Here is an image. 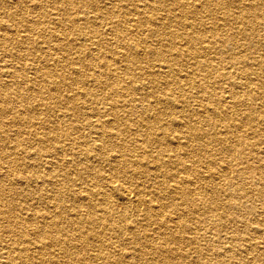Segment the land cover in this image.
Listing matches in <instances>:
<instances>
[{"label": "bare ground", "instance_id": "6f19581e", "mask_svg": "<svg viewBox=\"0 0 264 264\" xmlns=\"http://www.w3.org/2000/svg\"><path fill=\"white\" fill-rule=\"evenodd\" d=\"M26 1L27 0H17V3L19 5L22 2L26 4ZM93 1L94 0H33L31 1L32 3L30 5H31V11L34 14H29L28 13L29 10H28L25 11L26 13H22L24 12L22 11L19 14L10 13L8 15L10 17L9 19H12V23L8 24L7 28H4L5 30L0 32V47L3 48L2 49L3 55L0 61H4L6 64L5 66H1L0 69V72H2V74L4 75V77H2V80L4 81H0L1 82L0 115L8 114L10 112L9 109H13L16 112L17 120L20 121L18 122V126L20 127H18L15 132L20 134L22 130V126L24 125L23 124L24 120L22 119V115L24 114L29 115L30 113L34 114L36 112L35 110L36 107L35 109L34 108L30 109V107L22 104V102L24 101L23 98L24 97L26 98L28 95L27 94L19 95L20 90L22 88L20 84L14 82L13 77L16 75L19 76L23 75L21 77V81H23L26 68L31 67L32 69H34L35 72L36 71L40 72V70H42V72L46 73L48 75L47 77L50 78L53 72L48 67V64L55 67V71L61 73L63 72L61 69L59 71L58 67L60 68L71 67V71H69L68 73H63L64 75L58 73L55 74L63 78V80L68 85L74 83L79 84L80 82L79 84L80 86H78L79 87L78 91H77L78 87H73V89L75 90H72L70 94L61 96L58 93L57 88L55 87L51 88L53 84L48 85L47 83L44 82V80H40V79L34 83V87L36 89L34 90V94H40V99L42 103L39 102L38 103L41 105V108L43 109L42 111H46V112L50 111L51 109L50 101L53 100V102L55 101L56 103H59L58 106L64 108L63 111L66 112L67 114H71V116L73 115L77 118V116L81 112L86 114L85 118L87 119L86 122H84L83 126L89 130V133L92 135L94 139L93 140L94 144L97 143L95 144L97 146L94 147L100 151L97 156H94L95 157L94 160H91L88 157L85 160H82L83 158L80 159L82 161L81 162L82 165L81 167H79V169L82 170V172L87 173L89 175L88 178H90L91 181L90 186L101 185L102 184L101 180H103L102 178H104L109 181V184H111L113 188H116L117 190L120 189V191H122L123 197L127 203H129L132 206L139 207L144 202V200L141 197H139L138 194L134 193V192H138L137 189L138 186H140L139 183L146 182V178L144 177L145 175L158 177L159 180L155 181L154 184L155 187L153 190V192L156 194L153 193L151 198L145 200V204L148 205V207L145 210L144 217L142 216L147 223H149L151 220L153 222H156L157 227L155 226L151 228L149 232L147 231L148 237H145L143 233L141 234L142 231L141 232L139 231V233L137 231L131 232V230L130 232L128 231L124 232L123 231L124 225L122 223L117 224L115 221L111 220L110 227L111 229L115 230V232L112 233V237H106L103 235L106 238L103 237L104 238L103 241L96 242V244H94V246H96V249L91 248V250H93V252L91 253L92 256L86 252V248L87 246H89V244L91 245V247H93V243L92 241L88 243L87 240L89 239H85L82 233L80 234L78 233L79 234L78 239H83L84 241H86V243H84V241L77 239L76 240L78 242L73 243L70 242V240L67 239L63 240L62 238H60L58 234L59 232L57 231L58 223L61 224L60 226L61 229L65 226H70L68 224L67 225L63 224L65 223V221L62 215V212L64 210L62 206L65 205V202L68 204L67 202L68 198H71V203L68 204L67 209H69V211L72 210L71 213H73V209L74 210L76 209V204L78 203V202L75 203L74 201L75 197L78 200H81L83 205L88 204L89 211L87 213L88 214L87 218L83 219L80 216H77L79 213L76 212L74 214L76 216H74L72 220L70 219V221H68L71 224H76L77 227L82 225V223L84 222L83 220L88 219L92 221L94 217H98L99 212L97 211L99 210L100 207L102 208V206L100 207L96 206L97 204L95 201L97 199L95 200L94 199L95 197L100 198L102 201H106V203L109 204L111 208L113 206V205L111 206L113 200L110 199L111 197H113V195L110 193L113 191V189L110 187L111 189L102 190L103 184L102 187H100V190L104 192L103 193L99 192L101 194H99L98 192H94V190L89 188L90 187L89 186L88 189H84V191L83 190L80 191L81 195L77 192L78 194L76 193V196L69 197L67 194H65L66 191L64 190L65 191L64 192L62 189L61 184L63 183L62 181L64 180V176L60 177V173H58V170L63 169L62 168L63 165H69V164L72 165L74 164V161H78L77 159L79 158V155L77 154L78 153L80 154L82 150H77L74 147L76 149V153H75L76 155L74 154V156H71L70 158H64L66 159V161H60L58 163L57 160H59V158H57V154L63 153L62 156H64L66 153L68 154V151L71 153L72 151L75 150L72 144L66 147L65 144L60 145L59 143L60 141L71 140L70 136L72 132L73 131L78 132L80 130L79 127L81 126L77 127L76 125H73V123H71L70 126L63 125L64 126L63 129L58 127V129L61 130H66L65 127H67V131L60 133V135L58 136L57 134L52 135V133L56 128L50 129L46 127L43 122V126H44L43 131L39 133V135L37 136L36 138V140L38 139L37 143L32 146V148L34 147L32 149L33 152L32 154L38 155L41 158H39L35 163L32 161L29 162L28 164L25 163L18 164V162L15 164L13 163L9 164L7 163V160L11 159V155L13 156L11 149L13 147H17L20 144V142H18L17 139V141L13 143V146L11 145L9 146V143L12 140H9L10 137L7 136L8 128L6 126H8V123L0 122V141L1 142L3 141V145L0 146V163L2 162V164L0 165L1 168H5L6 170H11L13 168L17 169V167L19 168L21 167L26 169L27 171H29L28 168H31L30 170L34 171L32 176H36L37 175L36 171L39 172L41 166L45 167L42 164V157H43V162H47V164H49L50 166L42 170L43 172H45V176H41V177L38 176L42 180L40 181L39 187L42 188V185L46 186L47 181H49L53 186L54 185L57 186L55 190L52 191V194H50L51 196L49 195L48 197L50 198L48 200H50V202L53 203L49 207L51 208V210L48 209L49 211H51L50 213L47 209H45L46 211L45 210L41 211L38 209V206L37 207L35 206L38 202L35 201L36 198L34 197V195L28 193L26 195L24 194V196L29 195L27 201L31 196L34 198L33 202L31 203L32 210L29 214H27V217H25L27 218V224L23 222L26 226L30 225L34 233V236H32L34 241H32V243L36 245V250L35 252H31L29 244H26L18 240L19 238L17 236H21V232L23 231L24 228L19 226L18 224L20 222L18 220V215H17L18 211H16V209L14 208L15 197L14 196L9 197L10 199L7 202H5L6 201L5 199L7 198V194H11V192L8 191L5 193L6 196L4 195V189L7 188L3 186L2 181L0 180V187H1L0 188V223L3 222L2 227L0 226V228H2L3 233H9V235L11 236V237L9 236L8 238V240L11 241V246H10L11 250L6 252L5 254H4V250L2 251L0 250L1 263L2 264H23L25 262L29 263L31 260H33L36 257L35 255H38L43 258L37 264H179V262L174 261V259H180L181 261V257L183 258L184 256L182 255L181 252V244L184 240L182 234L184 231L185 233L194 234L191 235L190 238L187 240L191 245H198V247L197 246L194 247L195 249L194 251L195 253H197L196 256L198 257L196 263L199 262V254H200L206 256L207 258L213 257L214 260H211L209 262L205 261L204 262L205 264H264V213H261L258 210L257 205L254 207L252 203H246L250 201L241 200L239 204L235 202V204L239 209L240 208L244 209L243 211L246 214L250 215V216L246 215V217L250 219V221L247 220L248 221L247 224H241L240 226L242 227L241 231H238V229H235L231 225H225L230 228V230L226 231L225 237H222L219 232L220 229L225 227L223 226L225 221L223 222L222 226H217L218 223H220L219 219L224 218L225 220V218L228 219L234 217L240 218L241 213L237 212V210L230 211L229 217L227 214H221L219 216L218 221L216 223L213 222V226H210L212 231L206 234H204L205 232H207L206 229L205 232L204 229H201L202 230V231L200 230L201 232L200 231L197 232L195 228L191 229V227H189L187 223H185V225L183 224L184 217L190 211L195 212L197 211L196 209H199L198 206H195L194 175L192 168H194V171L198 175L195 176V178L199 177L200 180L201 178L207 180L208 185H206L205 187L203 186L200 190H203L204 188L205 191L208 192L210 191L212 193V196H215L217 194V188L213 186L212 181H214L215 179V183H217L216 179L224 180L229 175V174L227 175V173L230 168H234L233 172L234 174H237L241 182V181L250 180L246 167L243 165L244 163L246 162L251 163L252 168H255V166L256 168L258 166L259 167L261 166L260 160H264V152H262L263 155L260 154L257 148L260 145H264V137L262 139L259 138L258 140H255L253 136L251 137V143H249L247 137L253 135V130L256 128L264 131V112L261 111V107H256L255 105H252V107L249 108L248 112H244V115H240L237 111H235V109H233L234 107L231 108L236 115L238 114L242 116L241 121L244 124L249 125L247 127L249 128L250 133L239 131L238 134L235 135V133L234 134L231 133V129H229L228 127V129L223 128V131L220 134L219 138L213 136L210 137L208 140L209 136L203 135L202 130H200L195 126H192L190 127L189 131L186 130H181V132L178 131L179 139L180 138L186 139L187 138L186 135L188 134V136L190 137L189 141L195 139H202L201 145H203L204 147H208L207 141L211 142L212 139L214 138V141L218 143V147L212 148L210 150L208 149V150H200V151L195 150L196 147H193V149H187L185 147H182L181 145H178V143L176 144V139L172 138L171 141L176 146H175V150L169 151V149H167L168 144L164 142V137L162 135L156 132L151 133L150 131L149 132H145V131L149 130L152 127L158 128L160 126L159 116L150 114V110H152V108L156 106L157 103H159L161 100L170 101V99H176L178 93L173 94L172 92H169L167 94V98H162V95L158 97L155 96L156 89L154 88L158 85L159 82L155 80L156 79L155 75L157 73L153 70H150L149 68H146L149 66H145V69L140 68L144 70L143 73L147 75V82H145L144 86L139 85L140 88L139 87L135 88L131 86L129 87V85H125V86L121 85L118 76L119 71L117 70V68L108 67L110 66V63L112 65L113 57L110 58L108 56H105L104 52H99L97 57L93 59L90 51H86L85 49H82V47L74 45V43H72L73 40L67 37L64 31L61 32L62 37L61 39H59L58 30H56L54 27L48 26L47 24L49 20L48 17L50 16L52 10L57 13L59 17L60 25H62L64 22L63 25L64 26L67 25V27H69L76 34H80V33L82 34L84 29L90 27L92 23L98 25L103 21H109L112 24L113 23L112 16L111 15L107 16L106 14H104L103 11L100 10L98 11L99 12L98 21L85 17L82 20L78 19L77 21H75L77 23L71 24L72 22L70 18L71 12L69 11L70 4L77 3L85 8L95 9L97 11L99 9L98 7L99 4L94 1L96 5L95 6L93 5V3H91ZM213 1H215V5L217 7L223 6L228 8V6L231 5L233 7L235 6L240 8L239 18H242L244 20H246V18H248L250 15H252L251 20L254 23L255 27L253 26V28L250 29L249 31H245V35L250 36L253 40L260 43L261 46H264V37H258L256 35L259 34L257 32L260 31L264 32L263 29L264 0H213ZM243 1H247L248 4L246 3L244 4ZM3 3L4 1L0 0V10L2 9ZM162 3L163 0H141L138 4L136 5L133 4L132 6H134V10L138 12V15L135 17L136 22L138 23V19H139V22L141 24L145 19V21H147L149 24L155 25L153 23H156L159 25L160 23L159 19H160L162 24L163 23L162 17H159L157 19L154 18L153 15L150 13L146 14L150 8L158 7V5ZM177 3L182 8V11H179V13L175 14L178 17V20L180 18L183 19V15L194 16L193 10H196L195 7L200 6V4L201 5L203 4L201 3V1H199V4L195 5V3H192V1L190 0L185 1L184 3L178 1ZM21 6H25V5H21ZM85 8H83V10H86ZM254 10L256 13L254 12ZM86 11L95 12L94 10H86ZM107 11L110 12V10ZM143 14H146V18H144ZM6 16L7 14H4L0 11L1 19L5 18ZM190 23H192V21ZM178 24H181V22L178 21ZM117 27H119L118 24ZM117 27L116 29H118ZM37 29H39V31L35 32V30ZM153 33H155L154 30L150 31L148 35H152ZM127 35L131 36L130 34ZM43 36H47L49 40H44ZM118 36L121 38V40L120 39L119 40L123 43L124 50L116 51V53H119L118 55L121 54L122 58L124 57V60L126 61L130 58L129 59L130 61L135 60L136 62L143 64L142 59L138 58L139 55L137 52L139 51L142 53V55L145 56H148V53L152 55V57L157 60L158 64L156 63V65H158V67L160 66L167 67L172 63L173 60H175V58L179 59L178 57L179 55L180 56L182 55L184 57L185 54H186V58L193 59L191 60L192 61L191 63H194V65L204 68L206 66H209L208 61H201L199 59V57H201V54H200V50H198V48L196 47L194 48V51L184 54L183 51H181L183 50V48L180 46V44L178 45V47L181 50L176 46L171 47L170 45L165 43L169 47L167 50H174V52H176L177 54L175 55L174 58L172 55L170 56V58L169 57L167 58V55L164 54V50H163V48H165L166 46L161 47L162 45H164V43L159 44L158 46V48L160 47L159 49L156 48L153 49L152 47L146 46L143 50V48L139 49L140 43L138 40L127 39L129 36L117 35V37ZM190 37L191 36H189V38ZM190 41L195 44L196 41L199 40L198 38L191 37ZM55 50H60L61 55L55 56L54 55ZM49 60H51L53 64H50ZM17 63L19 65H17ZM230 63H232L231 67L234 68V71H229L225 66H222L221 67L222 70L221 72H218L217 77H219L220 79L221 78L228 79L229 82L227 83H229L230 86L229 92L232 94L233 98L235 99L234 102L231 104L233 106L237 102V96H236L237 93H239L240 96L246 94L247 97L252 93L244 92L243 90L241 92H238L237 91L238 89L234 87L235 83L233 76L237 75L238 69L240 73L241 72L244 73V69L237 66L236 63L234 62H230ZM34 65L37 66L35 67ZM200 69L204 70L203 68ZM248 70L250 74L253 73L257 75V77L245 81L244 83L240 81L239 82L240 86L242 87L245 84V87L248 88L250 91L254 89L255 91V93H253V95H255L254 97H264V92H262V90L264 89L263 87L264 76L260 74L259 70H252L250 67ZM84 73H86V75H83ZM192 73H193L192 70L191 71L188 70L187 75L192 76ZM5 77H9V79L6 80ZM142 83L144 82L142 81ZM202 83H204L203 79L200 82L199 80L197 81V85L199 87V92H200V96L198 98L201 97L205 98L210 94V91L207 89V86H204ZM100 87L107 90L105 92H107L108 99L105 98L101 102L107 105L105 107L106 115L111 117V119H104L103 117L104 114L102 113L101 110L102 107L97 106L98 103L97 101H95L96 97L100 95V93L97 94ZM141 88L145 91L143 93V97L137 98L134 96H130V98L126 100L115 98L116 96L118 97L123 96L124 94L121 93L125 90L129 92L130 91L134 92L137 89L139 91ZM12 89L14 90L11 91ZM179 89H181L180 85H179ZM10 91L13 93V98H12V93ZM42 94H46V97H43ZM78 98H83L80 104L77 103ZM250 98L252 99V97ZM45 99L48 101H46ZM88 100L91 102V104L88 102ZM123 101H125V104H123ZM123 107L127 109V112H129L130 115L134 114V117L131 118L129 116L119 117L117 115L118 114L117 109H121ZM139 107H141V109L144 112L142 110H139L138 109ZM136 109L140 111V114H135ZM192 110L194 113L197 114L198 109L195 110L192 109ZM258 118L261 119L258 120ZM116 121H121L123 123L128 121V123L123 124L124 126L122 125V127H126L128 129H130L132 126L134 127L136 126L135 130L134 128L133 130L136 131V133H138V136L135 137L134 141H132L131 139L132 141L131 142L129 140H126V138L123 140V138L120 137L121 135L120 128L117 127H116L117 129L114 128V131L115 130L116 131L113 133V135L107 132L108 129L112 126L111 124H113ZM137 127H144L145 131H139V129L136 130ZM163 128L165 129L167 127H163ZM172 129L175 132H177L175 128ZM183 133L186 134L180 136ZM49 135H52L51 138L54 142V147H57L58 150L54 151L46 147L48 145L47 138L49 137ZM113 137L115 138L116 141L117 140L118 141L112 142L110 138ZM155 142L159 143L158 145L159 149L156 150L158 152V155H155L156 156L155 162L152 163L153 169L148 171L147 174H144L142 176H137L138 174L141 173V169H140L141 167H147L146 165H143L144 163L142 164V162H140L141 157H143L140 155H145V152L147 151L148 147H150V145L155 147L154 146ZM77 144L78 143L76 142V147ZM142 144L144 146H142ZM250 145L252 146V148L254 147L253 150L252 148H250ZM137 146L142 148V150H140L139 152L140 154L135 156L133 153ZM164 151H166V153ZM49 152H51L52 154ZM228 152H230V156H228ZM83 154L85 153H82L80 155ZM216 155L222 156V158L217 159ZM17 157L18 156L16 154L14 158ZM184 158L185 159L190 158L191 160L192 159L196 160L199 163V165L204 168L202 173L200 174L198 173L197 170H195V165L187 164ZM104 160L111 161L113 163L110 168V171L108 172L105 171L102 172L101 168L100 167L98 168L97 163H95V162H102ZM173 160H176L178 162L176 163ZM175 163L176 166H174ZM128 167L132 169V172L131 171L129 172ZM1 168H0V172L2 171ZM260 169L262 170V166ZM259 172L262 173L261 171ZM180 173H182L186 177L184 179L181 178L178 179ZM96 174L97 175L100 174L99 178L101 180L97 177L96 178L92 177L93 175L97 176ZM0 175L3 174L0 173ZM163 175L168 177L167 183H165L166 181H164V179H161V176ZM77 177L81 178L80 176ZM18 178L21 181H24L26 179L29 180L31 179V175L30 176L26 175V177H24V175L20 174ZM32 178L35 179L37 177H32ZM133 178H137V179L142 178V179H140L141 182L136 181L133 186L134 189L130 191L129 189L125 188L124 185L126 184V182L129 183L133 181ZM92 179H96V180L92 181ZM176 179L178 180L175 181ZM260 180L264 181V177L261 176ZM116 181H118V183ZM8 189L11 190V188ZM259 189L261 190V194H262L264 187ZM221 190H227V189L223 188ZM237 190L239 191V189ZM132 192L135 194V196H137L133 200L131 199V197L133 196ZM167 193L177 194L179 197L176 204L179 202V200H181L184 203V206L186 207V210H182L185 211V213L181 211L180 217L176 221L175 220L172 221L173 223L176 224V229L175 230L173 229L174 231H170L174 225L172 226L171 225L172 223H169L168 219L165 218V216L163 217V212H162V209L167 208L166 206H172L175 204L170 201L166 203H162L161 195ZM233 194H235L236 196L239 194V197H236L235 201H239L240 197H246L244 192L239 193L234 190ZM262 200H263V204L261 205L264 208V199ZM151 201L159 203L158 205L155 206L156 208L151 206L150 204ZM219 205L224 210L229 207H232L231 203L228 201H226L225 203H221ZM111 210L115 211L116 208H112ZM254 214H256V216ZM99 224L102 226V228L105 227L103 224H101V222ZM210 235L215 237L216 242L213 246H210L211 244L209 243L210 240L206 238L207 236ZM23 237H21V239H23ZM43 239H45L46 241ZM131 245H137L135 249H138V251L132 250L130 248ZM55 247H58V252L63 256L62 262H56L52 259L53 256L52 254L57 253L54 252ZM79 252L80 254L83 253V257H79L78 255ZM45 256H49L48 259L49 263L45 261L46 260L44 259ZM204 263L201 262V264Z\"/></svg>", "mask_w": 264, "mask_h": 264}, {"label": "rangeland", "instance_id": "374dc122", "mask_svg": "<svg viewBox=\"0 0 264 264\" xmlns=\"http://www.w3.org/2000/svg\"><path fill=\"white\" fill-rule=\"evenodd\" d=\"M1 1H4V3L0 11L4 14H7V16L3 19L0 18L1 19L0 20V32L4 31L5 30L4 28H7L8 24L12 23V19H9L10 17L8 16L10 13L19 14L22 11H24L22 13H26L25 11L29 10L28 12L29 14H34L31 11V5H30L32 3L31 1L33 0H27L26 4L22 2L20 5L17 3V0H1ZM94 1L100 5V6L98 5L99 9L97 11L95 9L85 8L77 3L70 4L69 11L71 12V17H70L72 21L71 24L77 23L75 21H77L78 19L82 20L85 17L98 21L99 20V17H98L99 10L103 11L104 14H106L107 16L109 15L112 16L113 18L112 24L109 21H103L99 23L98 25H96L95 23H92L90 27L84 29L82 34L81 33L76 34L69 27H67V25L64 26L63 25L64 22L62 25H60L59 17L57 13L53 10L51 11L50 16L48 17L49 20L47 24L49 27H54L56 30H58L59 39H61L62 37L61 32L64 31L67 37L73 40L72 43H74V45L80 46L82 47V49H85L86 51H90L93 59L97 57L99 52H104V55L110 58L113 57V60L111 59L112 65L110 63V66L108 67L117 68V70L119 71L118 76H119L121 85L123 86L129 85V87L131 86L135 88L137 87L140 88L139 85L144 86L145 82H147V75L144 74L143 73L144 70L140 68L145 69V66H149L146 68H149L150 70H153L157 73L155 75V78H156L155 80L159 82L158 85L154 88L156 89L155 96L158 97L162 95V98H167V94L169 92H172L173 94L178 93L176 99H170V101L161 100L159 103H157L156 106L152 108V110H150V114L159 116L160 126L158 128L152 127L149 130L145 131L144 127H137L136 130L139 129V131H145V132L150 131L151 133L153 132L159 133L160 135L164 137V142L168 144L167 149H169V151L175 150V146H176L171 141L172 138L176 139V144L178 143V145H181L182 147H185L187 149H193V147H196L195 150L200 151V150H208V149L210 150L212 148L218 147V143L214 141V138L212 139L211 142L207 141L208 147H204L203 145H201L202 139H195V140L189 141L190 137L188 136V134L186 135L187 137L186 139L184 138L179 139L178 131L179 132H181V130L189 131L190 127L192 126H195L199 128L200 130H202L203 135L209 136L208 140L210 137H213V136L219 138L220 134L223 131V128L228 129V127L229 129H231V133L232 134L235 133V135L238 134L239 131L250 133L249 128L247 127L249 125L244 124L241 121L242 116L240 115H244V112H248L249 108L252 107V105H255L256 107H261V111L264 112V97H254L255 96L253 95V93H255L254 89L250 91L248 88L245 87V84L241 87L239 83L240 81L244 83L245 81H248L250 79H254V77H257V75L253 73L250 74V72H248L249 67L252 70H259L260 74L264 76V46H261L260 43L253 40L250 36L245 35V31H249L254 26V23L251 20L252 15H250L248 18H246V20H244L242 18H239L240 8L238 7H235V6L233 7L231 5H229L228 8L223 7V6L217 7L215 5V1L213 0H195V1L190 0L192 1V3H195V5H198L199 1H201V3L203 4L202 5L200 4V6L195 7L196 10H193L194 16L183 15V19L180 18L178 20V17L175 14L179 13V11H182V8L179 6L177 2L180 1L181 3H184L185 1H188V0H163L162 4L158 5V7L150 8L148 12L146 13V14H149V13L152 14L153 17L157 19L159 17H162L163 23L161 24V20L159 19L160 21L159 25L156 23H153L155 25H152V24H149L144 19L143 23L140 24L139 19H138V23L136 22L135 17L138 15V12L134 10V6L132 5L138 4L141 0H94ZM94 1L91 2L93 3V5H95ZM243 2L244 4L245 3L248 4L247 1H243ZM21 5H25V6H21ZM83 8H85L86 10H94L95 12L86 11V10H83ZM107 10H110V12ZM146 14H143L144 18H146ZM177 20L181 22V24H178ZM191 21L192 23H190ZM117 24L119 27H117ZM150 26H151V29H150ZM116 27L118 29H116ZM152 30H154L155 33H153L152 35H148V33ZM38 31L39 29L35 30V32H38ZM257 33H259V34H256L258 37H264L263 31H260ZM127 34H130L131 36ZM117 35L129 36L128 38L127 37L126 38L138 40L140 43L139 49L143 48V50L146 46L152 47L153 49L154 48L159 49L160 48V47L158 48L159 44L164 43V45H162L161 47L166 46L165 48H163V50H164V54L167 55V58L168 57L170 58L171 55L174 58L175 55L177 54L176 52H174V50H167L169 47L166 44L170 45L171 47L176 46L177 48H179L178 45L180 44L183 50H181L180 48L179 49L183 51L184 54L194 51V48L196 47L198 48V50H200L201 57H199V59L201 61H208L209 66H206L205 68L196 66L194 65V63H191L192 62L191 60L193 59L186 58V54H185L184 57L182 55L181 56L179 55L178 56L179 59L175 58V60H173L172 63L168 65L167 67L165 66L158 67V65H156V63L158 64V62L156 59L152 57V55L148 53V56H145V55H142V53L139 51L137 52L139 55L138 58L142 59L143 64L138 63L135 60L130 61L129 60L130 58L126 61L124 60V57L122 58L121 54L118 55L119 53H116V51L124 50L123 43L120 41L121 38L119 36L118 38ZM189 36H191L192 38H198L199 41H196V43L194 44L190 41L191 37L189 38ZM43 39L49 40L47 36H43ZM2 49L3 48L0 47V60L3 55ZM54 55L60 56L61 51L55 50ZM230 62H234L236 63L237 66L244 69V73L242 72L240 73L238 69L237 75L233 76L234 83H235L234 87L238 89L237 90L238 92H241L243 90L244 92L252 93L248 97L246 94H244L243 96H240L239 93H237L236 95L237 102L233 106L231 104L234 102L235 99L233 98L232 94L229 92L230 86H229V83H227L229 82L228 79H222V78L220 79L219 77H217L218 72H221L222 70L221 68L222 66H225L229 71H234V68L231 67L232 63ZM49 63L53 64L51 60H49ZM5 65L6 64L4 61H0V69H1V66H5ZM17 65L19 64L17 63ZM34 66L36 67L37 65H34ZM48 67L53 72L52 76L51 77L49 76L50 78H48L47 77L48 75L42 72V70H40V72H37V71L35 72L34 69H32L31 67L26 68L23 81H21V77L23 75L22 76L16 75L13 77L14 82L15 83L17 82L18 84H20L22 88L20 90L19 95H24V94L28 95L26 98L25 97L23 98L24 101L22 102V104L30 107V109L31 108L35 109L36 107L35 109L36 112L34 114L30 113L29 115L28 114L22 115V119L24 120V123H23L24 125L22 126V130L20 134L15 132L17 128L20 127L18 126V122L20 121L17 120L16 112L13 109H9L10 112L8 111L9 112L8 114L0 115V122L8 123V126H6L8 128L7 136L10 137L9 140H12L10 141L9 146L10 145L13 146V143L16 142L17 139H18V142H20V144L17 147H13L11 149L13 156L15 157V155L17 154L18 157L14 158L11 155V159L7 160V163L15 164L18 162V164L19 163L28 164L29 162H32V161L35 163L37 162L39 158H41L38 155L32 154L33 153L32 149L34 148V147L32 148V146L37 143L38 139L36 140V138L39 135V133L43 131V127H44L43 122H44V125L50 129L56 128L54 132L52 133V135L57 134L58 136L60 135V133L67 131V127H65L66 130H61L64 127L63 125L70 126L71 123H73V125H76L77 127L81 126L79 127L80 130L78 132H74V131L72 132L70 136L71 140L60 141L59 143L60 145L65 144L66 147L72 144L73 148L75 147L77 150H82L80 154L85 153L83 155H80L78 153L77 154L79 155V158L77 159L78 161H74V164L72 165L71 164L63 165L62 166L63 169L58 170V173H60V177L64 176V180L62 181L63 183L61 184L63 191L65 190L66 191L65 194H67L69 197H72V196H76L77 192L80 194L81 190L84 191V189H88L91 183L90 178H88L89 175L87 173L82 172V170L79 169V167H81L82 165L81 164L82 161L80 159L83 158L82 160H85L88 157L89 159L94 160L95 159L94 156H97L100 151L95 148L97 146L95 144L97 143L94 144L93 142L94 139L92 135L89 133V130L83 126L84 122H86V119H87L85 118L86 114L81 112L78 116L76 115L77 118L73 115L71 116V114H67L66 112L63 111L64 108H61V106H58L59 103H56L55 101L53 102V100L50 101L51 103L50 111L48 112L42 111L43 109L41 108V105L39 104V103H42L40 99V94H34V90H36L34 87V83L37 80L39 79L44 80V82L47 83L48 85L53 84L51 88L52 87L57 88L58 93L61 96L70 94L72 90H75L73 89V87L80 86L79 85L80 82L79 84L74 83V84L68 85L63 80V78L56 75L57 73L58 74L68 73L69 71H71V67L69 68L58 67L59 71L61 69L63 73L55 71V67H53L52 65L48 64ZM200 68H203L204 70ZM188 70L189 71L192 70L193 72L192 76L187 75ZM83 75H86V73H84ZM2 77H4V75L2 74V72H0V81H4L2 80ZM5 79L8 80L9 77H5ZM202 79L204 82L202 84L204 86H207V89L210 91V94L209 96H206L205 98L204 97L198 98L200 96V92H199V87L197 85V81L199 80L200 82ZM142 81L144 83H142ZM179 85L181 86V89H179ZM13 90L14 89H12L11 91ZM78 90H79V87L77 91ZM142 90H143L142 88L139 91L137 89L134 92L132 91L129 92L125 90L121 93V94H124L123 96L121 97L116 96L115 98L126 100V99H129L130 96H134L137 98L143 97V93L145 91L144 90L142 91ZM105 91L107 90L100 87L99 91L97 92V94L100 93V95L96 97L95 101H97L98 103L97 106L102 107L101 110H102V113L104 114L103 115L104 119H111V117L106 115L105 107L107 105L101 102L105 98L108 99L107 92ZM262 92H264V89L262 90ZM42 96L46 97V94H42ZM250 97H252V99ZM12 98H13V93H12ZM82 100L83 98H78L77 103L80 104ZM88 102L91 104L89 100ZM123 104H125V101H123ZM232 107H234L233 109H235V111H237L240 115L238 114L236 115L232 111L231 109ZM17 108H20V107H17ZM138 109L142 110L141 107H139ZM138 109H136L135 114H140V111ZM192 109L194 110L198 109L197 114L194 113ZM117 113L119 117H126V116H129L130 118L134 117V114L130 115V113L127 112V109H125L124 107L121 109H117ZM183 113H186V114H183ZM261 118H258V120ZM125 123H128V121L124 123L121 121H116L113 124H111L112 126L108 129L107 132L113 135V133L116 131V130L114 131V128L117 127L121 129L120 137H122L123 140L126 138V140L131 141L132 139V141H134L135 137L138 136V133L134 131L136 126L135 127L132 126L130 129L126 127H122V125ZM58 127H60L61 129H58ZM163 127H167V128L164 129ZM235 127L237 130L235 129ZM172 128H175L177 132H175ZM258 130H259L258 128L254 129L253 135L247 136L249 143H251V137L253 136L255 140H258L259 138L262 139L264 137V131L261 129L259 131ZM185 134L186 133H183L180 136H183ZM52 135H49V137L47 138L48 145L46 147L50 150L56 151L58 149L57 147H54V142L51 138ZM110 139L112 142L118 141V140L116 141L114 137ZM76 142L78 143L77 147H76ZM2 145H3V141L2 142L0 141V146ZM158 145L159 143L155 142L154 143L155 147L150 145V147H148L147 151L145 152V155H140V156H143L141 157L140 162H142V164L144 163L143 165H146L147 167H141L140 168L141 173L138 174L137 176H142L144 174H147L148 171L153 169L152 163L155 162V157H156L155 155H158V152L156 151L157 149H159ZM142 146L144 145L142 144ZM250 148H252L251 145H250ZM76 149L72 151L71 153L69 151H68V154L64 153L65 154L64 156H62L63 153L62 154L56 153L57 158H59V160H57L58 163L60 161H66V159L64 158H70L71 156H74V154L76 153ZM140 150H142V148L137 146L133 154L135 156L140 154L139 153ZM257 150L260 154H262V152H264V145H260L257 148ZM164 152L166 153V151ZM217 155H216L217 159L222 158V156H217ZM228 156H230V152H228ZM184 160L186 161L187 164L195 165V170H197L198 173L201 174L202 171L204 170V168L200 166L196 160L192 159L193 160L192 161L190 158L188 159L184 158ZM173 161H175L176 163L178 162L176 160H173ZM95 163H97L98 168L99 167L101 168L102 172L110 171V168L113 164L111 161H105V160L102 162H95ZM176 163L174 164V166H176ZM1 164L2 162L0 163V165ZM3 164H6V163H3ZM42 164L45 167L41 166V169H39V172L36 171L37 173L36 176H32L34 171H31L30 170L31 168H28L29 171L21 167L20 168L17 167V169L13 168L11 170H6L5 168H1L0 166L2 170L0 173L3 174V175H0V180L2 181L3 186L7 188V189H4V195L8 191L11 192V194H7V198L5 199L6 200L5 202H7L10 199L9 197H12V196L15 197L14 208L16 209V211H18L17 215H18V220L20 222L18 224L19 226L24 228L23 231L21 232V236H17L19 238L18 240L26 244H29L31 252H35L36 250V245L32 243V241H34L32 237L34 236V233L30 225L28 226L25 225L27 224V218L25 217H27V214H29L32 210L31 203L33 202L34 198L31 196L27 201V198L29 197V195L24 196V194L26 195L28 193V194L34 195V197L36 198L35 201L38 202L35 206L36 207L38 206L39 210L41 211L45 209L51 210V208L49 207L53 203L50 202V200H48L50 199L48 197L50 194H52V191L55 190V188L57 187L56 185L53 186L49 181H47L46 186L42 185V188L39 187L40 181H42L39 177L45 176V172H43L42 170L50 166L49 164H47V162H43V157H42ZM260 164L262 166V170L260 169L261 166L260 167L258 166L257 168L255 166L256 169L252 168V164L249 162L248 163L246 162L243 164L246 167V170L249 174V177H250L249 181L240 182L237 174H234L233 172L234 168H230L228 170L227 175L228 174L229 175L224 180L216 179L217 183H215V179H214V181H212V184L215 188H217V194L215 196H212V193L210 191H209L210 193L208 191H205L204 188L203 190H200L203 186L205 187L206 185H208L207 180L203 178H201L200 180L199 177L195 178V176H198V175L194 171V168H192L193 175H194L195 206H198L199 209H196L197 211L195 212L190 211L184 217L183 224L185 225V223H187L188 226L191 227V229L195 228L197 232H199L201 229H204V232H205V229H206L207 232L204 233L206 234L212 231L210 226H213V222L216 223L218 221L219 216L221 214H227L229 217L230 211L237 210V212L241 213L240 218H237V217L229 218V219L225 218V220L224 218H221L219 219L220 223H218L217 226H222L223 222L225 221L223 226L231 225L235 229H238V231H241V228H242L240 227L241 224H247L248 222L247 220L250 221V219H248L246 215L247 216H250V215L246 214L243 211L244 209H241V208L239 209L237 205L235 204V202L239 204L241 200L250 201L246 203H252L254 207L257 205L258 210L261 213H264V208L261 205L263 204L262 199H264V190H263V193L261 194V190L259 189V188L264 187V181L260 180L261 176L264 177V160H260ZM128 168H129L128 169L129 172L130 171L132 172V169L130 167ZM259 171H261L262 173H260ZM20 174L24 175V177H26V175H29V176L31 175V179L29 180L26 179L24 181H21L18 178ZM99 175L100 174H98L97 176L93 175L92 177L99 178ZM77 176H80L81 178H78ZM32 177H37V178L33 179ZM144 177L146 178V182L144 183L140 181V179L142 178L140 179L133 178V181L129 183L126 182V184L124 185L125 188L132 191L134 189L133 186L135 182L136 181L141 182L139 183L140 186H138V189H137L139 193L134 192L138 194V196L144 200L143 204L140 205L139 207H135L127 203L120 189L117 190L116 188H113V186L109 184L108 180L104 178H102L103 180H101L99 178L103 184L102 190L103 189L108 190L111 188L113 189V191L110 192L113 195V197H111L110 199L113 200L111 204V206L113 205L112 208H116V210L115 211L111 210L112 208L109 206V204L106 203V201H102L100 198L95 197L94 199L95 200L97 199L95 201L97 204L96 206L98 207L102 206V208L100 207L99 210L97 211L99 212L98 217H94L92 221L88 219L83 220L84 222L82 223V225L78 227L76 224H71L68 221H70V219L72 220L73 217L76 216L74 215L76 212L79 213L77 216H80L83 219L87 218V215H88L87 213L89 211L88 204L83 205L81 200H78L75 197L74 201L75 203L77 202L78 203L76 204V209L75 210L73 209V213H71L72 210L69 211V209H67L68 204L71 203V198H68L67 199L68 204L65 202V205L62 206L64 208L62 215L65 221V223L63 224L64 225L68 224L70 226H65L61 229L60 227L61 224L58 223L57 231L59 232L58 233L59 237L62 238L63 240L67 239V240H70V242L74 243V242H78L77 240L84 241L83 239H78L79 234L82 233L85 239H89L87 240L88 243L91 241L93 243V247H91V245L89 244V246H87L86 248V252L90 254L91 256H92L91 253L93 252L91 248L96 249V246H94V244H96V242L103 241L104 238L106 237H112V233L115 232V230L111 229L110 227L111 220L115 221L117 224L122 223L124 225L123 226L124 232L126 231L130 232L131 230V232L137 231L139 233V231L140 232L142 231L141 234L143 233L145 237H148V232L150 231L151 228L155 226L157 227V223L153 222L152 220L149 223H147L143 219L145 210L148 207V205L145 204V200H148L149 198H151V196L154 193L153 190L155 187L154 185L155 181L159 179L158 177L151 176V175H148V176L145 175ZM185 177L186 176L180 173L178 179L179 178L184 179ZM161 179H164V181H166L165 183L168 182L167 181L168 177L164 175L161 176ZM178 179H176L175 181H177ZM95 180L96 179H92V181H95ZM116 182L118 183V181ZM63 184H66V185H63ZM102 184L92 185L89 188L94 190V192L103 193L104 191L100 190V187H102ZM63 186H66V187H63ZM8 188H11V190H9ZM223 188L227 189L228 191L221 190ZM237 189H239V191ZM234 190L239 193L244 192L246 197H240L239 201H235L236 197H239V194L237 196L233 194ZM134 193H133V196L131 197L132 200L137 197L135 196ZM178 197L179 196L175 193H167V194L161 195L162 203H166L169 201L172 203H175L172 206H166L167 208L162 209L163 217L165 216V218L168 219V222L172 223L171 224L172 226L174 225L170 231H174L176 229V224L173 223L172 221L173 220L176 221L180 217V212L182 210H186V207L184 206V203L181 200H179V202L176 204ZM226 201L230 202L232 207H229L224 210L222 209V207H220L219 204L225 203ZM150 204L152 207H155L159 203L151 201ZM22 208L25 210H23ZM50 212L51 211H49V213ZM182 212L185 213V211H182ZM85 213H86V216H85ZM256 214L254 215L256 216ZM89 218H92V217H89ZM23 222H25V224ZM100 222L101 224L105 226L104 228H102V226L99 224ZM2 223L3 222L0 223L1 227H2ZM233 225H236V226H233ZM227 230H230L228 226H225L222 229H220L219 230L220 235L222 237H225ZM103 235L106 237H104ZM191 235H194V234L185 233L183 231L182 236L184 237V240L181 244V252H182V255L184 256L183 258L181 257V261L180 259H174V261L179 262V264L180 263L195 264L196 260L198 259V257L196 256L197 253H195L194 251L195 250L194 247L195 246L198 247V245H191L187 240L190 238ZM9 236H10L9 233H3L2 228H0V250L1 251L4 250V254L11 250L10 249L11 241L8 240ZM21 237H23V239H21ZM206 238L210 240L209 242L211 243L210 246H213L215 244L216 241H215L214 236L210 235V236H207ZM84 243H86V241H84ZM136 247L137 245H131L130 248L132 250L138 251V249H135ZM54 252H57V253L52 254L53 255L52 259L56 262H62L63 256L58 252V247L54 248ZM78 255L79 257H83V253L80 254L79 252ZM35 256L36 257L33 260H31L29 263L25 262L23 264H37L43 258L38 255H35ZM44 259H46L45 261L49 263L48 261L49 256H45ZM211 260H214L213 257L207 258L206 256L199 254V262L196 264H201V262L204 263L205 261L209 262ZM0 264H2L1 257H0Z\"/></svg>", "mask_w": 264, "mask_h": 264}]
</instances>
